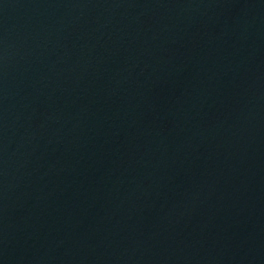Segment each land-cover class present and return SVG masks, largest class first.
Instances as JSON below:
<instances>
[{"label":"water","instance_id":"obj_1","mask_svg":"<svg viewBox=\"0 0 264 264\" xmlns=\"http://www.w3.org/2000/svg\"><path fill=\"white\" fill-rule=\"evenodd\" d=\"M0 264H264V0H0Z\"/></svg>","mask_w":264,"mask_h":264}]
</instances>
